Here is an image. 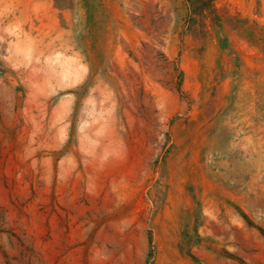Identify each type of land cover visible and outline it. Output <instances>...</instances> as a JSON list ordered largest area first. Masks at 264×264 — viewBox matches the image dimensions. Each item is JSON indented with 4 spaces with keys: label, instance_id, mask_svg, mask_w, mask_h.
Instances as JSON below:
<instances>
[{
    "label": "rangeland",
    "instance_id": "374dc122",
    "mask_svg": "<svg viewBox=\"0 0 264 264\" xmlns=\"http://www.w3.org/2000/svg\"><path fill=\"white\" fill-rule=\"evenodd\" d=\"M0 264H264V0H0Z\"/></svg>",
    "mask_w": 264,
    "mask_h": 264
},
{
    "label": "trees",
    "instance_id": "16d2710c",
    "mask_svg": "<svg viewBox=\"0 0 264 264\" xmlns=\"http://www.w3.org/2000/svg\"><path fill=\"white\" fill-rule=\"evenodd\" d=\"M193 11H196V9L194 8ZM197 11H199L200 13H202L203 8L201 7V8H199Z\"/></svg>",
    "mask_w": 264,
    "mask_h": 264
}]
</instances>
